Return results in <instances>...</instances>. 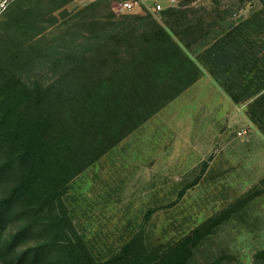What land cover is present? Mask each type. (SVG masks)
<instances>
[{"label":"rangeland","instance_id":"374dc122","mask_svg":"<svg viewBox=\"0 0 264 264\" xmlns=\"http://www.w3.org/2000/svg\"><path fill=\"white\" fill-rule=\"evenodd\" d=\"M162 1L0 0V199L27 178L30 126L63 165L48 206L22 193L8 209L0 264H110L131 242L160 254L189 238L188 264H264V176L210 163L208 125L180 97L203 75L238 102L264 90V8ZM169 28L184 75L156 68ZM246 112L264 134V92Z\"/></svg>","mask_w":264,"mask_h":264},{"label":"crops","instance_id":"0c3cea01","mask_svg":"<svg viewBox=\"0 0 264 264\" xmlns=\"http://www.w3.org/2000/svg\"><path fill=\"white\" fill-rule=\"evenodd\" d=\"M147 1H154L157 5L165 3L162 0H141V4L148 7ZM169 6L165 4L164 7ZM259 92L261 94L264 90ZM259 92L249 101L234 103L228 91L219 87L208 75H203L180 95L193 98L192 121L200 114V124H207L210 132L209 161L223 164L225 172L242 170L252 178L264 176V134L246 112L247 105L260 95Z\"/></svg>","mask_w":264,"mask_h":264},{"label":"trees","instance_id":"16d2710c","mask_svg":"<svg viewBox=\"0 0 264 264\" xmlns=\"http://www.w3.org/2000/svg\"><path fill=\"white\" fill-rule=\"evenodd\" d=\"M257 1L260 4V7L264 8V0H257ZM169 12L173 13L174 15H177L176 14L177 12H174L172 9H168L166 12L165 11L162 12V14L165 15ZM261 12L262 9L259 10V13ZM261 21H264V19H262ZM168 31L170 32V34H168L167 32L163 33L165 38L164 40L166 41V43L164 44V47H161L160 50L158 51V60L162 58L163 62H161V67H157L159 65L158 64L156 68H161L162 71L163 67L167 68L166 64L168 63L169 66H173L172 71L175 75L178 74L184 75V67L181 64V61L182 60L186 61L188 59H185V56L180 47V45L183 42L179 39V36L172 29L169 28ZM170 36L174 37L177 41H173L170 38ZM155 60H156V56H155ZM153 68H155V64ZM195 80L196 77L190 80L189 83L185 84L182 89L191 85ZM0 89L2 91H4V89L5 91H7L10 90L11 88H0ZM229 95L234 103H239L235 94L229 92ZM254 95H256V93L253 94L251 97L247 96L245 99L242 100V102H246L252 99ZM7 114H9V112H7ZM91 118H92L91 120L92 124L90 127H92L93 124H95L96 122L95 119H97V114L93 112ZM2 121L5 122L7 120L4 117L2 118ZM99 124H101V122H99ZM38 127L33 125L30 126V129L28 128L29 130H25L24 135L22 136L23 139L19 144L21 150L20 159H23L24 162L27 163L28 165L27 167L29 168L28 175L22 184L14 187L6 197L0 199V229L3 226L4 219L7 215L8 209L13 203L16 202V200L20 197L22 193L30 195V197L33 200H35V202L41 203L44 206L46 205L48 206L51 202L49 201L45 202V200L42 201V199L40 198V192L49 184V182L53 179V177L56 179L63 172V167H62L63 165L59 163L58 166V163H56L54 160H51L52 159L51 157L53 156L52 155L53 147L43 145L44 143L42 142L43 136L40 135L41 127H39L40 129ZM259 128L261 129L260 126ZM44 206H42V208H45ZM201 231H202L201 229H197L194 232V236H196L195 238L199 237ZM191 240L192 239L189 238L188 240L179 242L178 244L174 245V247L160 254H156L153 252H146V250L144 249L142 250V248L141 250L143 251V253H141L139 249L136 246H134V244H132L131 242L124 246L121 255H118L116 258L112 259L109 263L110 264H188V261L192 255V250L191 247L189 246Z\"/></svg>","mask_w":264,"mask_h":264},{"label":"built area","instance_id":"2783aa9c","mask_svg":"<svg viewBox=\"0 0 264 264\" xmlns=\"http://www.w3.org/2000/svg\"><path fill=\"white\" fill-rule=\"evenodd\" d=\"M138 4L136 1H132V2H124L122 5H121V9L122 10H126V11H130L133 9V7H137Z\"/></svg>","mask_w":264,"mask_h":264}]
</instances>
